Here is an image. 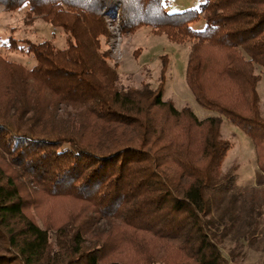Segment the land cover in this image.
Returning <instances> with one entry per match:
<instances>
[{
    "label": "trees",
    "instance_id": "1",
    "mask_svg": "<svg viewBox=\"0 0 264 264\" xmlns=\"http://www.w3.org/2000/svg\"><path fill=\"white\" fill-rule=\"evenodd\" d=\"M0 3L26 6L68 42L25 39L32 67L0 54V264H238L241 240L264 253V188H238L235 169L223 172L231 142L221 134L227 119L251 136L264 172V0L178 12L167 0ZM117 14L124 34L150 26L192 39L187 84L218 115L200 119L162 87L122 88L101 50Z\"/></svg>",
    "mask_w": 264,
    "mask_h": 264
},
{
    "label": "rangeland",
    "instance_id": "2",
    "mask_svg": "<svg viewBox=\"0 0 264 264\" xmlns=\"http://www.w3.org/2000/svg\"><path fill=\"white\" fill-rule=\"evenodd\" d=\"M201 0H167L166 11L178 12L196 8ZM27 7L8 9L0 3V54L12 61L32 67L35 58L23 51L26 47L25 39L33 42L51 40L59 48L68 45L67 37L60 29L53 27L43 17L28 18ZM121 16L107 18L106 24L110 31V38H102V51H107L108 61L119 72V84L122 88L142 87L150 85L153 88H163V98L172 100L178 108L189 105L200 119L218 115L201 106L186 81L188 58L194 41L173 42L166 34H156L150 26H142L136 31L124 34L121 29ZM195 29H203V17L192 25ZM15 43V44H13ZM15 45V46H13ZM167 61V68L163 76V65ZM262 79L258 84L261 98V108L264 115V71L258 69ZM224 139L231 142L223 161L222 170L227 173L232 168L238 175V188H264V172L258 164L257 152L251 136L239 126L224 119L221 127ZM55 206L52 213L60 208ZM34 208L31 212L37 221L44 226L46 220L43 213L39 214ZM45 214L46 209H43ZM47 218V216H46ZM50 219V218H48ZM107 229V224H99ZM260 237L264 238V221ZM237 239L229 236L221 245L224 254L229 257L231 250L237 247ZM243 255L237 259L238 264H264V253L250 245L247 240H241ZM240 248V247H239Z\"/></svg>",
    "mask_w": 264,
    "mask_h": 264
}]
</instances>
